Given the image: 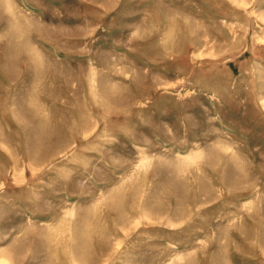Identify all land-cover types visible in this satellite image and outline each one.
Listing matches in <instances>:
<instances>
[{
    "label": "rangeland",
    "instance_id": "374dc122",
    "mask_svg": "<svg viewBox=\"0 0 264 264\" xmlns=\"http://www.w3.org/2000/svg\"><path fill=\"white\" fill-rule=\"evenodd\" d=\"M0 264H264V0H0Z\"/></svg>",
    "mask_w": 264,
    "mask_h": 264
},
{
    "label": "bare ground",
    "instance_id": "6f19581e",
    "mask_svg": "<svg viewBox=\"0 0 264 264\" xmlns=\"http://www.w3.org/2000/svg\"><path fill=\"white\" fill-rule=\"evenodd\" d=\"M44 133V132H43ZM42 133V134H43ZM41 134V135H42ZM44 135H46V133L44 134ZM43 137V136H42ZM45 137H47V136H45ZM40 138V137H39ZM40 140V139H39ZM38 140V146L40 145L39 143H41L43 140H45L44 138L41 140V141H39ZM35 145H37V143L35 144ZM41 148V147H40ZM40 148H38L39 150H40ZM36 152H37V150H36ZM38 152H40V151H38ZM37 152V153H38ZM121 218V217H120ZM159 219V218H158ZM161 220V219H160ZM121 223V222H120ZM118 225V224H117ZM127 227V226H126ZM102 228V227H101ZM113 229H114V227H113ZM112 229V230H113ZM116 229H118V228H116ZM118 230H120V229H118ZM104 231V230H103ZM105 231H106V229H105ZM121 231V230H120ZM92 232V231H91ZM109 232V231H108ZM94 233V232H93ZM114 233V232H113ZM123 233H124V231H123ZM109 234V233H108ZM121 234H122V231H121ZM120 234V235H121ZM98 235L99 234H95L94 236H96L97 238H98ZM124 235V234H123ZM93 236V237H94ZM100 236H101V234H100ZM106 236V235H105ZM108 236V235H107ZM106 236V237H107ZM125 236V235H124ZM92 237V238H93ZM106 237H105V239H106ZM104 238V237H103ZM96 239V238H95ZM99 239V238H98ZM87 243H88V241H86ZM93 242V243H92ZM91 242V244H90V248H91V252L93 251L94 253H95V250H104L105 249V247H106V244H107V242L105 243V242H102V241H100V242H102V243H97V241H92ZM95 242H96V244H95ZM112 242V241H111ZM86 245L84 244V247H85ZM88 246V245H87ZM109 247H110V245H109ZM86 248V247H85ZM88 251H89V249H88ZM103 252V251H102ZM99 253V252H98ZM92 256V255H91ZM82 261V260H81Z\"/></svg>",
    "mask_w": 264,
    "mask_h": 264
}]
</instances>
